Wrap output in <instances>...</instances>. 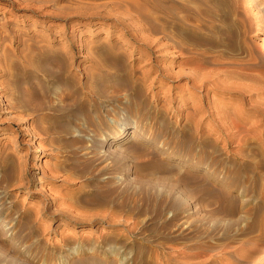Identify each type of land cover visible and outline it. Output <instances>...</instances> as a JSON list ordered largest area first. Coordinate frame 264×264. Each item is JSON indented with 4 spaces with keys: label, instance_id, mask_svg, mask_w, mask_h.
<instances>
[{
    "label": "rangeland",
    "instance_id": "rangeland-1",
    "mask_svg": "<svg viewBox=\"0 0 264 264\" xmlns=\"http://www.w3.org/2000/svg\"><path fill=\"white\" fill-rule=\"evenodd\" d=\"M125 1L0 0V264H264L260 2Z\"/></svg>",
    "mask_w": 264,
    "mask_h": 264
},
{
    "label": "bare ground",
    "instance_id": "bare-ground-1",
    "mask_svg": "<svg viewBox=\"0 0 264 264\" xmlns=\"http://www.w3.org/2000/svg\"><path fill=\"white\" fill-rule=\"evenodd\" d=\"M147 1H148V0H147ZM255 1H256V3H259V2H260V9H258V14H259V15H260V14H261V15H262V14L264 15V0H255ZM123 2H124V1H123ZM125 2L133 3L131 0H130V1H125ZM134 3H135V2H134ZM131 5H132V4H130V6H131ZM134 9H135V8H134ZM139 10H140V9H139ZM140 11H141V10H140ZM137 12H138V10H137ZM118 20L121 21V19H118ZM118 20H117V22H119ZM129 21H130V20H129ZM137 22H138V21H137ZM120 23H121V22H120ZM147 44H148V46H147V47L145 46V47H146V49H149L150 47H152V46L154 45V41H153V42H151V41L149 42V41H148ZM147 44H146V45H147ZM158 44H159V43H158ZM158 46H159V45H158ZM160 50L162 51V50H164V49L161 48ZM154 51H155V50H154ZM156 72H157V71H156ZM166 73H167V72H166ZM165 76H167V75H165ZM190 81H191V84H192L194 87H196L195 85H197V79H196L195 77H192ZM204 89H205V87H204Z\"/></svg>",
    "mask_w": 264,
    "mask_h": 264
}]
</instances>
